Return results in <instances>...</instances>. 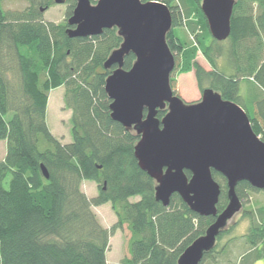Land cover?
<instances>
[{
	"label": "trees",
	"instance_id": "trees-1",
	"mask_svg": "<svg viewBox=\"0 0 264 264\" xmlns=\"http://www.w3.org/2000/svg\"><path fill=\"white\" fill-rule=\"evenodd\" d=\"M28 1L23 10L8 12L0 0V141L7 140L0 160V264H108L110 236L124 224L131 231L130 257L123 259L124 264H178L180 255L206 232L216 215L191 210L178 193L169 206L157 200V181L135 155L140 135L111 117L105 83L117 65L106 68L104 63L123 41L118 28L70 37L68 18L77 0H65L64 23L44 20L42 9L55 0ZM161 1L172 13L167 42L180 59L175 69L180 74L194 71L202 92L213 88L240 104L264 140V0H258L259 12L253 7L256 0L235 3L224 52L234 69L229 74L217 65L225 40L212 36L202 0ZM178 26L192 33L193 41L184 39L175 29ZM199 52L211 69L200 64ZM135 58L132 52L126 54L123 67L130 69ZM175 80L171 74L178 94ZM243 80L249 84L247 102L241 95ZM59 86H65V106L72 110V141L67 143L54 135L46 120L49 93ZM167 111L161 108L157 116L162 118ZM186 173L191 176L189 170ZM212 173L221 186L220 213L228 204V182L222 173L214 169ZM85 180L97 183L96 196L90 198L82 190ZM250 190L261 189L246 180L236 185L242 201ZM137 196L138 200H131ZM105 203L117 216L110 228L93 210ZM242 215L250 222L240 236L246 248L232 264H254L264 260V205L257 210L243 205ZM236 225L237 221L220 233L200 264H220L234 239L220 248L219 242Z\"/></svg>",
	"mask_w": 264,
	"mask_h": 264
},
{
	"label": "water",
	"instance_id": "water-1",
	"mask_svg": "<svg viewBox=\"0 0 264 264\" xmlns=\"http://www.w3.org/2000/svg\"><path fill=\"white\" fill-rule=\"evenodd\" d=\"M236 1H201L215 39L230 36ZM68 23L72 25L67 29L70 37L99 35L112 27H117L123 37L104 63L106 68L117 65L105 83L111 117L140 135L135 155L141 168L157 181V200L169 206L172 195L178 193L191 210L216 215L206 232L178 259V264H200L243 209L237 183L246 180L264 189V140L254 131L246 110L213 88H205L195 102H186L174 92L171 74L177 60L167 42L173 21L165 2L77 0ZM130 52L136 58L131 68L125 69L124 57ZM165 107L167 113L159 118L158 110ZM212 169L228 182V204L220 213L217 203L221 186ZM42 171L48 178L44 165Z\"/></svg>",
	"mask_w": 264,
	"mask_h": 264
},
{
	"label": "rangeland",
	"instance_id": "rangeland-1",
	"mask_svg": "<svg viewBox=\"0 0 264 264\" xmlns=\"http://www.w3.org/2000/svg\"><path fill=\"white\" fill-rule=\"evenodd\" d=\"M28 0H3V7L8 12H17L21 11L24 8L29 6ZM67 7L68 3H55L47 8L42 9V14L45 21H53L55 23H64L67 19ZM253 7L255 11L260 10L259 1L256 0L253 2ZM176 31L181 34V36L187 41H193L194 35L190 33L185 27L178 26L175 27ZM229 45V41L225 40L223 42V53L226 51ZM198 61L206 69H211V65L205 56L199 52L197 56ZM180 59H177V62ZM217 65L219 69L225 71L227 74L234 72L232 67H229L228 59L225 56V53L221 56L216 57ZM10 74V79L13 77V74ZM176 78L174 82V88L176 92L186 101V102H195L201 99L202 91L200 90L195 72L191 71L188 73L180 74L178 68L172 73ZM15 80L18 81V74L14 75ZM248 82L246 80L241 81V95L242 99L247 102V91ZM64 92L65 86H59L57 88L51 89L49 93V102L46 113V120L51 129V131L56 135L63 143L71 142V114L72 110L65 106L64 102ZM11 114L8 116V118ZM7 151V140L3 139L0 141V160L5 157ZM82 190L87 194L88 197H93L98 194V185L94 181L85 180L82 183ZM139 197H133L131 200H138ZM246 209L257 210L258 207L264 205V189L254 191L250 190L247 200L243 201ZM93 210L96 213L100 223L110 228L117 221V216L112 209L110 203H105L98 206H93ZM237 221V225L234 227L232 232L229 235L224 236L219 242V248L229 241V239H234L229 246L228 254L220 260V264H232L236 260H240V254L246 248V244L243 242V239L240 237L244 234L249 227V219L244 218L242 215V210L239 211L231 220V223ZM131 231L127 224H124L122 228L117 229L110 236V246L107 251V260L108 264H124L123 259L125 257H130L129 243H130ZM205 264H211L206 262ZM254 264H264V260H257Z\"/></svg>",
	"mask_w": 264,
	"mask_h": 264
}]
</instances>
